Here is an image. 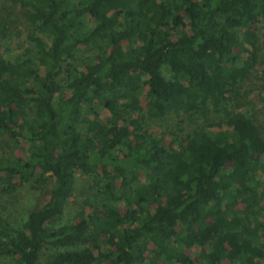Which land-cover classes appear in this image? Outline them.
I'll list each match as a JSON object with an SVG mask.
<instances>
[{"label":"trees","instance_id":"trees-1","mask_svg":"<svg viewBox=\"0 0 264 264\" xmlns=\"http://www.w3.org/2000/svg\"><path fill=\"white\" fill-rule=\"evenodd\" d=\"M2 2L0 192L51 188L20 226L0 213V257L264 264V126L243 91L264 64V0ZM169 118L170 142L151 126ZM78 171L96 193L62 222Z\"/></svg>","mask_w":264,"mask_h":264},{"label":"rangeland","instance_id":"rangeland-1","mask_svg":"<svg viewBox=\"0 0 264 264\" xmlns=\"http://www.w3.org/2000/svg\"><path fill=\"white\" fill-rule=\"evenodd\" d=\"M4 6L8 5L4 4L2 0H0V9H3ZM8 12L11 13V17H7V23H9L8 27L10 29L8 31V35H10L12 40L11 47L14 49H19L21 47L26 48L28 46L29 35L28 24L24 21V19H22L18 9H13L9 6ZM256 26L264 31L262 23H257ZM6 41L3 42V48L0 50L1 53H4L6 50L5 46L8 44ZM21 50H18L17 53ZM154 62L155 64L159 62L163 63L162 59L159 57H156ZM243 91H250V97H252L253 104L260 113L261 123L264 126V64L257 65V68L253 70L250 79L247 80L243 87ZM181 125L185 130L189 128V123L186 121ZM151 126L156 127L158 131H166L169 142L176 138L172 133L177 136H181L183 134L177 127L179 126L177 124V120H172L170 118L165 121L154 123ZM25 149V143L20 142L15 146L8 147L6 153H14L17 156H23L25 154ZM94 185L95 181L93 177L84 174L81 171L77 172L74 195L69 201L65 215L61 220L62 222L72 219L78 207H80L86 199L93 197L96 193ZM50 188L51 184L36 190L32 188L30 183H27L22 184L12 195H6L0 192V213H5V215H7L16 226H20L27 218L29 209L40 208L48 201L50 197ZM199 251V248L186 250V252L191 256L197 255ZM0 264H15V262L12 259L0 257Z\"/></svg>","mask_w":264,"mask_h":264}]
</instances>
